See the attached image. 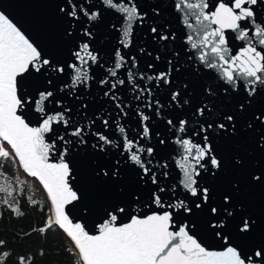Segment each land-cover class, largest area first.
I'll use <instances>...</instances> for the list:
<instances>
[{
	"label": "snow or ice",
	"instance_id": "snow-or-ice-1",
	"mask_svg": "<svg viewBox=\"0 0 264 264\" xmlns=\"http://www.w3.org/2000/svg\"><path fill=\"white\" fill-rule=\"evenodd\" d=\"M67 3L68 8L60 7L59 11L66 12L73 20H78L83 14L90 22H95L101 19L104 11L120 18L121 26L112 25L120 34V48L114 50L115 60L108 68H104L100 53L87 42L73 53L74 62L66 67L54 64L44 58L24 32L0 11V158L18 161L23 170L37 178L46 189L54 217H49L40 231L45 232L53 225L63 229L74 242L81 264H254L252 257L238 245H229L223 251H212L203 246L191 234L197 227L195 221L185 223L175 231H170V228L174 227V212L182 211L192 217L197 215L195 210L203 213L207 208L211 215L225 218L234 217L239 209L238 231L241 234L250 235L264 230V219L248 214L239 200L245 191L241 180L225 176L231 169L246 181L249 189H264V168L249 171L243 154L237 152L226 159L209 140L210 136L236 138L262 129L255 135V140L258 148L264 150V134H261L264 132V19H260L256 11L264 0H174L173 6L181 14L182 23L192 30L185 37L189 45L186 51L191 53L187 56V62H191L187 68L179 59L180 52L169 47L170 42L176 40L175 33L168 32L166 25L155 20L161 15L158 5L150 9V15L140 0H101L103 9L94 5L85 7L87 0L85 3L67 0ZM146 23L153 41L161 42L159 48L164 49L160 52L158 48L153 59L166 61L165 70L152 74L141 71L137 57L124 51L134 47L136 31ZM228 32L236 34L234 39L245 42L235 54L229 47ZM84 35L92 38L87 29ZM140 51L152 56L146 49ZM169 55L171 59H168ZM201 66L215 73L211 77L212 82L200 81ZM66 68L72 70V83L64 84L60 91L67 89L68 96L81 99L77 91L90 89L92 81H96L104 98L117 111L115 114L109 111L92 120L87 119L88 114L84 111L85 123L81 124L72 119V109L65 108L62 100L56 101L62 110L50 112L46 102L54 93L47 91L40 93V106L36 109L40 123L30 126L22 114H17L28 103L17 94V77L30 70L41 72L42 69L64 75ZM97 68L104 69V75L99 79ZM147 68L154 69L155 64L149 63ZM182 68L196 79L177 84ZM161 85L166 86V103H162L154 92ZM198 88L199 95H195ZM124 92H131L138 103L133 106L122 94ZM173 106L181 110L189 106L191 112L172 115L164 111L166 107L172 109ZM88 107L86 103L80 105L81 110ZM129 111L139 117L135 136L126 126ZM154 119L163 122L169 131L174 130L176 134L174 143L178 145V167L182 170L180 186L186 193L183 199L164 200L169 189L160 186L158 177L163 175L167 179L168 173L162 170L168 165L156 161L157 149L152 141L156 139L159 145H165L167 138L153 127ZM97 120L101 127L93 130ZM58 126H63L66 134L74 137L80 146L88 144L86 136L91 134L96 141L93 148L104 152L111 147L121 149L122 154L126 152V163L138 170V179L157 185V190L151 193L152 204L170 210L143 216L131 215L127 223H118L126 209L117 206L107 213L108 218L98 226L97 234H90L80 222L73 223L65 206L78 200L79 196L69 186L71 169L64 159L73 140L66 139L65 134L57 135L55 139L48 137V134L58 131ZM109 129L112 133L106 134ZM195 137H200L202 143L195 142ZM57 142L62 144L59 149ZM55 151H59L60 159L52 163L50 154ZM116 164L119 165L120 161ZM204 173H209L213 181L223 178V190L218 191L214 184L207 183ZM96 175L118 178L120 168L98 169ZM170 190L174 193L176 186ZM13 191L11 186H0V192L7 193L9 197ZM190 197L196 199L190 200ZM136 200H139L138 196ZM4 203L8 204V201ZM8 206L12 207L11 204ZM13 211L19 214L20 208L15 207ZM211 227L219 229L214 235L227 242L228 237L223 235V221ZM4 244L0 240V246ZM2 255L6 257L8 253L3 252ZM253 256L264 258V245ZM18 264H29L28 258L21 256ZM260 264H264V259Z\"/></svg>",
	"mask_w": 264,
	"mask_h": 264
},
{
	"label": "water",
	"instance_id": "water-1",
	"mask_svg": "<svg viewBox=\"0 0 264 264\" xmlns=\"http://www.w3.org/2000/svg\"><path fill=\"white\" fill-rule=\"evenodd\" d=\"M73 2H77V0H73ZM78 2L85 3V0H78ZM140 3L145 9L149 10L150 15V9L152 7L157 5L160 7L161 15L156 17L155 20L161 25H166L168 32L175 33L176 40L170 42L169 47L175 48V50L180 52L179 59L185 65V68H187L188 64L191 63L187 62V56L191 55V53L186 51L189 45L185 42V37L192 30L186 28L182 23L181 14L173 6L174 0H140ZM93 5L98 9H103L104 7L101 4V0H87V3H85V7ZM60 7L68 8L67 0H0V11H3L24 32L30 41L37 46L38 50L41 51L44 58L51 60L54 64L66 67L68 63L74 62L75 57L73 53L87 42L92 49L100 53L104 68L111 66L115 60L114 50L120 48L119 39L121 38L117 30L112 28V25L116 24L118 27L121 26L122 22L120 18L112 12L104 11L101 19L95 22H90L83 14L80 15L78 20H73L66 12H60ZM256 11L257 16L260 19H264V4L259 5ZM249 26L253 27L252 25ZM85 29L92 33L91 39L84 35ZM148 29L149 25L147 23L144 27L138 28L135 34L134 47L125 49L124 51L127 55L137 57L141 71L152 74L165 70L166 61L163 58L160 61L153 59L157 54V49L161 42L153 41ZM69 33L71 34L69 35ZM227 35L230 38L229 47L233 54H235L244 46L245 42L234 39L235 33L228 32ZM140 49H146L147 52L152 53V56L142 53ZM159 51L163 52L164 49L159 48ZM168 59H171L170 55ZM149 63L155 64V68L148 69L147 65ZM71 72V69L66 68V73L60 75L51 69H42L41 72L30 70L18 76L17 94L25 98L28 103L23 105L17 114H22L30 126H38L40 116L36 109L40 106V93L47 91L54 93V96L49 98V102H46L47 109L50 112L61 111L62 109L57 106L56 101L62 100L65 108L72 109V119L81 124L85 123L84 111L88 114V120L96 119L97 116H104L109 111L115 114L117 109L111 102H108L104 98L103 91L96 81H92L90 89L83 92L77 91V95L81 99L68 96L67 89L60 91L64 84L72 83ZM181 72L182 76L177 81V84L187 79H196L191 72H185L183 68ZM214 74V72L204 70L201 66L199 79L201 82L210 83L212 82L211 77ZM96 75L97 79L101 78L104 75V69L97 68ZM121 75H123V72H121ZM49 80L52 81L51 84L48 83ZM149 87H151V84H149ZM154 92L161 99L162 103H166L168 96L166 86L161 85L160 88L154 89ZM122 94L127 97L128 102L132 103L133 106L138 103L133 99L131 92H124ZM195 95H199V88ZM81 103H86L89 107L86 110H81ZM164 111L171 112L172 115L181 112L188 114L191 112V108L185 106L181 110L175 109L173 106L172 109L166 107ZM138 119L139 117L135 116L132 111H129V116L126 118V126L132 130V136H135L138 130ZM117 122L120 123V121ZM100 127L101 125L97 120L93 130L99 129ZM153 127L161 133L162 137L167 138L165 145H159L156 139L152 141V144L157 149L156 161L160 163L166 162L168 165L166 169L162 170L168 173L167 179L163 175L158 177L160 179V186L169 189L164 194V200L171 202L176 199H183L186 193L180 186L182 170L178 167L180 158L178 145L174 143L176 134L174 130L169 131L166 125L158 119H154ZM260 131L262 129H257L255 133H248L245 136L236 138L210 136L209 140L213 143L214 148L220 154L224 155L226 159H230L232 155L239 152L247 158L246 163L248 164L249 171H259L260 168H264V150L258 148L255 140V135ZM111 133L112 129H109V132L106 134ZM60 134H65L66 139L73 140V144L69 146V151L64 157L71 169V174L68 177L69 186L74 191H77L79 196L78 200L72 201L65 206V211L73 223L80 222L90 234H97L98 226L108 218L107 213L117 206L125 207L126 209V212L121 214L118 223H127L131 215L143 216L151 214L152 212L170 210L161 209L152 204L151 193L157 190V185L152 184L150 181L145 183L138 179V170H134V166L126 163V152L122 154L121 149L111 147L107 148L104 152L93 148V144L96 141L91 134L86 136L88 144L80 146L75 143L74 137L66 134L63 126H58V131L55 134H48V137L55 139ZM261 134H264V132ZM116 136L118 137L119 134L116 133ZM194 140L197 143H202L200 137H195ZM60 147H62V144L57 142V149ZM59 159V151L50 154V162L56 163L59 162ZM116 161H120V164L117 165ZM115 167L120 168V176L118 178L108 179L96 175L98 169H112ZM21 169L29 178L39 183L50 205L52 217H54V208L51 205L50 197H48L46 189L43 188L37 178L28 175L22 166ZM203 175L207 183L214 184L218 191L223 190L225 184L223 178L213 181L209 173H204ZM225 176L230 179L241 180L245 191L239 200L243 203L248 214L264 219V189H249L246 181L239 175L234 174L231 169L225 173ZM145 180H147V177H145ZM207 183L205 186H207ZM173 185L176 186L174 193L170 190ZM137 196L139 200H136ZM189 199L195 200L196 198L190 197ZM195 211L197 215L192 217H189L182 211L174 212V227L170 228V231H175L181 225L185 223L191 224L192 221H195L197 227L191 234L209 250L223 251L229 245L233 247L238 245L244 253L252 257L254 264H260L261 259H264L253 256V253L259 250L261 245H264V230H258L250 235L239 233L238 224L241 214L239 209H237L236 215L231 218L213 216L207 212V208H205L203 213L198 209ZM222 221L225 223L223 235L228 237L227 242L214 235V232L219 231V229H213L211 227L212 224H218ZM60 230L68 237L63 229L60 228ZM68 238L70 239V237ZM71 242L74 245V242Z\"/></svg>",
	"mask_w": 264,
	"mask_h": 264
},
{
	"label": "trees",
	"instance_id": "trees-1",
	"mask_svg": "<svg viewBox=\"0 0 264 264\" xmlns=\"http://www.w3.org/2000/svg\"><path fill=\"white\" fill-rule=\"evenodd\" d=\"M0 186L14 189L11 197L0 192V240L5 242L0 246V264H18L21 256L29 264H81L78 251L58 226L40 231L52 217L50 205L39 183L17 161L0 158ZM15 207L20 208L19 214Z\"/></svg>",
	"mask_w": 264,
	"mask_h": 264
},
{
	"label": "rangeland",
	"instance_id": "rangeland-1",
	"mask_svg": "<svg viewBox=\"0 0 264 264\" xmlns=\"http://www.w3.org/2000/svg\"><path fill=\"white\" fill-rule=\"evenodd\" d=\"M5 147H6L9 151H11L9 147H7V146H5ZM17 162H18V161H17ZM21 177H23V175H22Z\"/></svg>",
	"mask_w": 264,
	"mask_h": 264
}]
</instances>
